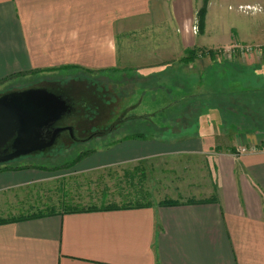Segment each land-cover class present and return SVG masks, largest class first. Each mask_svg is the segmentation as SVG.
I'll use <instances>...</instances> for the list:
<instances>
[{"label": "crops", "instance_id": "1", "mask_svg": "<svg viewBox=\"0 0 264 264\" xmlns=\"http://www.w3.org/2000/svg\"><path fill=\"white\" fill-rule=\"evenodd\" d=\"M208 2L204 29L195 35L203 0H0V86L18 77L29 82L79 73L99 80L137 77L151 82L143 85L142 96L150 90L153 101L159 98L138 117L152 123L150 135L119 137L74 160L84 180L86 172L92 176L104 168L106 178L119 177L118 195L107 194L103 201L119 207L0 223V264H264V131L243 130L218 106L200 107L203 115L190 121L197 107L185 100L193 89L188 81L204 72L181 62L195 47L219 50L246 42L264 48L255 26L239 30L227 23L232 20L227 8L240 13L239 5L264 6V0ZM232 31L256 34L248 39L229 35ZM222 67L225 62L216 70L224 72ZM166 113L178 117L170 123ZM241 147L256 151L238 153ZM173 161L197 162L202 174L180 192L202 201L162 205L173 197L148 191V166ZM115 166L122 168L113 171ZM46 171L2 169L0 192L45 179Z\"/></svg>", "mask_w": 264, "mask_h": 264}, {"label": "rangeland", "instance_id": "2", "mask_svg": "<svg viewBox=\"0 0 264 264\" xmlns=\"http://www.w3.org/2000/svg\"><path fill=\"white\" fill-rule=\"evenodd\" d=\"M204 5L205 2L203 0L200 9ZM252 5L258 8L250 12L242 11L240 5L237 7L240 13L236 12V8H227L229 13L232 14L231 19L233 20H228L227 23H236L239 30L247 26V23L252 27L255 26L257 28L255 32L259 31L260 38H262L264 42V17L258 15L264 13V6L261 4ZM197 20H199L198 17ZM254 22L257 23V26ZM199 28L200 25L197 27V30L194 31L196 33L195 35H200L199 33L201 32L199 31H201V29ZM255 32L249 34L232 31L228 33L235 37H245L249 39V37L256 34ZM260 38L254 39V41L257 42ZM204 51H207V49ZM204 51L198 53L195 60L189 62L181 61L183 64L189 65V67L192 68L190 70L195 73L204 72L202 76H193L192 80L188 81V87L193 86V89L189 90L188 88V91L192 92V95H187L185 100L197 107L193 112L188 114L190 121L198 116L200 107L204 110V107L217 108L215 105H218L223 112H226H224L225 115L231 119H235L243 130L252 126L264 131V48L252 45L251 43L240 42L229 43L219 50L213 49L214 52L210 54H204ZM215 53H217L218 56L215 55ZM184 56H186V53ZM214 62L215 64L210 66V64ZM223 62H225V67L222 68H224L225 73L222 70H216L217 63L221 64ZM72 72L79 73L77 70ZM36 77H34V81L31 78L33 82H29L23 77L13 78L0 86V94L4 89L6 90L14 87L17 89H25L35 86H43L53 92L60 91L67 93L79 104V110L76 112V115L75 113L71 114V119L66 118L64 121L65 124H72V126L75 127L74 132L76 131L77 133V135L75 133L76 137L86 138L100 130L107 132H99L91 139L80 142L70 139L69 132L64 131L60 135L59 140L61 137L63 138L57 142V144L60 145L54 148L52 147L47 152L26 155L6 163H1L0 170L29 168L39 170L45 169L47 171L45 173V179L25 184L24 186L9 191L0 192V214H4V217L25 214L23 211H30V205H35L33 202H38V200L47 201L51 193L56 198L58 195L56 193L59 188H61V185L62 188L66 189L68 195L75 200L73 203L80 202L82 205L89 207L92 205L100 207L101 204L105 202V198H108L106 196L107 194H112L115 197L118 195L117 189H120L119 177H114V175L112 176L109 174L106 178V172L104 170L107 168H104L101 171H94L92 176H90V173L86 172V174L89 175L88 178L84 180L86 178V176H84L85 173L79 171L81 170V166L77 163L78 161L74 160L85 155L87 151H94L104 147L119 137L131 135L135 132L150 135L152 123L150 122L146 125V123H143L144 121L138 120V118L135 119V117H143L145 115L143 114L144 108H150V103L158 101L159 98L153 101L152 95L154 93L152 94L150 90L147 91L148 95L142 96L143 85H150L151 82L148 83L143 80H138L137 77L127 78L126 80L116 78L114 80H99L93 79V77L89 75L85 76L79 73V75L66 77L63 80L51 79L35 81L37 79ZM27 78H30V76ZM202 83L204 86H202ZM221 87L222 89L224 88V91L218 90V88ZM209 89L211 91L208 93ZM147 92H145V94ZM143 97V104L139 108H130L129 104L131 102L135 100L139 101L143 99ZM87 102L91 103L92 112L89 110L87 111L89 106ZM202 115L203 114L199 113L198 117ZM125 117H130L131 120H125V125L122 123L114 128L113 131H109L115 122H119ZM151 117H153L152 120H154L155 114H152ZM177 117L178 116L171 113H166L164 115L165 120L170 123H172V121L169 120H176ZM174 123L177 122L175 121ZM161 164L162 162L158 165L152 163L151 167L148 166L150 170L146 173L147 180L145 181L148 191L154 193L156 197H158L160 193L164 196L168 195L169 197H173L172 199L166 198L161 202L170 200L185 201L174 199V197H177L176 195L189 197V199H191V194H182L181 192L185 191L188 183L194 180V176L202 174L197 162L193 164V162L189 163L187 161H173V163L167 166ZM120 167L121 166H115L110 168L113 171H117ZM172 167H175V169L173 170ZM161 169L172 172H163ZM118 174L121 175L122 173H116V175ZM171 180L175 182H171ZM170 184L178 186L179 190H170L169 187L164 186ZM87 187L96 190H94V192L91 190L88 191ZM114 187H117V189H114ZM180 190L182 191L180 192ZM47 196L49 197L47 198ZM75 196L79 197L75 198ZM185 199L187 200V198ZM63 202L64 199L60 200L57 205L60 206ZM65 203H68V198L65 200ZM37 207L38 206H33V208Z\"/></svg>", "mask_w": 264, "mask_h": 264}, {"label": "water", "instance_id": "3", "mask_svg": "<svg viewBox=\"0 0 264 264\" xmlns=\"http://www.w3.org/2000/svg\"><path fill=\"white\" fill-rule=\"evenodd\" d=\"M70 102V98L42 86L0 94V164L47 152L64 131L80 142L91 139L99 132H107L100 130L86 138H79L75 136L72 125L57 126L62 117L71 114ZM116 125L117 122L109 131Z\"/></svg>", "mask_w": 264, "mask_h": 264}, {"label": "trees", "instance_id": "4", "mask_svg": "<svg viewBox=\"0 0 264 264\" xmlns=\"http://www.w3.org/2000/svg\"><path fill=\"white\" fill-rule=\"evenodd\" d=\"M208 1L209 0H204L205 5L198 11V18H199V25H200V29L203 30L204 29V24H205V15L207 12V5H208ZM204 51V49H201L199 47H195V48H191V49H187L186 50V56L183 57V61L185 62H189L191 60H195L197 57V54ZM213 49L211 50H207L204 51L205 53H213ZM215 55L218 56L217 53H215ZM2 94V93H1ZM218 106V105H215ZM138 117H135V119H137ZM125 120H131L130 117H125L123 118L121 121L117 122V125L115 126V128L118 125H121L123 122H125ZM114 130V129H113ZM112 130V131H113ZM102 131V130H101ZM144 134L141 132H135L131 135H127V136H143ZM145 136V135H144ZM90 153V151H87L86 154ZM52 194V193H51ZM50 194V195H51ZM58 194L57 197L55 198L54 195L52 194L50 197L47 196V198L49 197V199L47 201H41L38 200V202H33V204L35 205H30L31 210L28 212H24L25 214H20L18 216H8V217H3L2 215H0V223H5V222H13V221H17V220H21V219H28V218H34V217H39V216H44V215H49V214H53L56 212H77V211H85V210H95V209H100V208H105V209H112V208H116L119 207V205L115 204L114 201L109 203V204H101L100 207L96 206V205H92L91 207L86 206V205H82V203L77 202V203H73L75 202V200L73 198L70 197V195H68V192L66 191V189L59 188L58 192L56 193ZM46 197V196H45ZM68 198V203H65V200ZM64 199V202L60 204V206H58L57 204L60 202V200ZM40 201V202H39ZM83 201V200H82ZM105 202L107 201V198H105L104 200ZM202 201V199H187L185 201H176V200H170V201H166V202H161L162 205H176V204H191V203H196ZM43 202V203H41ZM84 202V201H83ZM33 206H38L37 208H33ZM128 206H132V205H125L123 207H128Z\"/></svg>", "mask_w": 264, "mask_h": 264}, {"label": "flooded vegetation", "instance_id": "5", "mask_svg": "<svg viewBox=\"0 0 264 264\" xmlns=\"http://www.w3.org/2000/svg\"><path fill=\"white\" fill-rule=\"evenodd\" d=\"M42 87H43V86H42ZM57 93H58V94H62L63 96L70 98V100H71L70 103H71V105H73V111L71 112V114H74V113H75V115H76V112L79 110V108H78V106H79L78 102H76L75 100H73V98H71V97L69 96V94H67V93H63V92H60V91H57ZM87 103H89V102H87ZM88 105H89V106H88V108H87V111L89 110L90 112H92V105H91V103H89ZM80 106H82V105H80ZM90 112H89V114H90ZM71 114L62 117L61 120H59V121L56 123V125H57V126L72 125V124H65V122H64L66 118H67V119H71V118H70V115H71ZM74 128H75V127H74ZM74 133H76V131H75ZM68 134H69V138H70V139H73V137L71 136V134H70V133H68ZM76 135H77V133H76ZM62 138H63V137H61V139H62ZM61 139H60V140H61ZM60 140H59V138H58L57 142L60 141ZM57 142H56V144L53 146V148H54L55 146L60 145V144H57Z\"/></svg>", "mask_w": 264, "mask_h": 264}, {"label": "built area", "instance_id": "6", "mask_svg": "<svg viewBox=\"0 0 264 264\" xmlns=\"http://www.w3.org/2000/svg\"><path fill=\"white\" fill-rule=\"evenodd\" d=\"M258 7H256L255 5H250V4H246V5H240V9L242 11H245V12H250V11H254L256 10ZM194 29L196 30L197 27H194ZM256 151V148L255 147H251V148H247V147H241L239 150H238V153H248V152H254Z\"/></svg>", "mask_w": 264, "mask_h": 264}]
</instances>
